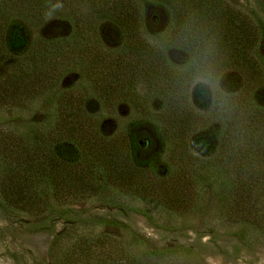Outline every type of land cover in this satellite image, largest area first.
<instances>
[{
    "label": "trees",
    "instance_id": "trees-1",
    "mask_svg": "<svg viewBox=\"0 0 264 264\" xmlns=\"http://www.w3.org/2000/svg\"><path fill=\"white\" fill-rule=\"evenodd\" d=\"M147 4L164 12L150 23L154 30L163 25L162 52L182 53V66L163 63L161 45L144 38ZM59 22L69 26L65 37L48 32ZM105 24L117 34L115 51L122 57L103 67L86 65L83 53H98ZM263 43L264 19L227 0H0V208L66 223L70 205L94 200L174 231L191 228L187 217L199 214V199L208 194L228 224V237L249 248L260 244ZM79 64L89 79L62 89L65 73ZM229 71L238 85L224 108H208L205 91L197 99L189 95L196 81L215 83ZM137 81H165L176 98L161 107L153 127ZM122 103L127 120L105 134L102 123ZM215 121L214 134H202ZM156 159L168 164L159 170ZM82 248L78 258L87 256L91 264H169L168 257L184 250L134 253L107 235Z\"/></svg>",
    "mask_w": 264,
    "mask_h": 264
},
{
    "label": "rangeland",
    "instance_id": "rangeland-1",
    "mask_svg": "<svg viewBox=\"0 0 264 264\" xmlns=\"http://www.w3.org/2000/svg\"><path fill=\"white\" fill-rule=\"evenodd\" d=\"M227 1L236 9L249 14L254 11L259 18L264 19V10L259 0ZM144 13L146 19V26L142 29L144 38L150 45H161L160 33L163 25L158 23L154 30L150 21L152 16L164 12L147 4ZM68 31L69 26L66 22L52 23L48 29V32L58 33L63 37L68 34ZM120 43L111 25H102L98 53L95 54V51L88 49L83 53V62L90 65L95 61L100 67L106 64V60L111 63L119 62L118 54L121 56V53L115 49ZM161 47L158 52L163 63H169L172 67H180L184 64L185 56L182 53L173 50L162 52L165 46L161 45ZM261 54L264 56V43ZM78 61L81 63V60ZM84 67L79 64L66 72L61 88L67 89L79 81H87L89 73ZM235 76V72L229 71L215 83L196 81L189 95L191 94L190 96L194 99L199 91H205L207 107L215 106L222 109L229 102L226 96L230 97L231 101L233 99L231 94L237 91L238 84L232 83ZM136 88L140 95L149 99L150 109L146 112L150 117L147 125L153 127L157 123L161 107L166 103H173L176 98L171 95L170 90L168 91L165 81H152L149 86L137 81ZM128 112L126 104H120L117 115L102 123L104 133L111 135L118 124L123 125L127 120ZM217 125V121L211 123L208 130L206 129L202 134L213 135L214 129L211 130V128L216 129ZM170 150L172 151L171 147L166 149L167 155H170ZM155 163L159 170L164 169L163 167L168 164L163 159H156ZM199 206V214L193 213L187 217L191 228L174 231L157 229L138 214L121 211L118 208H108L94 200L70 205L73 213L66 223L57 218L5 212L0 208V264H91L87 256H82L80 260L78 254L85 248H82L85 244L93 243L97 237L104 235L116 239L134 253H140L148 247H183L184 250H177L175 256L167 258L166 261L169 264H264V240L261 239L260 244L253 248L243 246L226 235V229L223 226L228 227V224L224 223L220 217L218 204L212 196L205 194L199 199ZM97 218L107 219L113 224L96 225L97 222L92 224L89 221V219ZM208 225L216 228V233H210Z\"/></svg>",
    "mask_w": 264,
    "mask_h": 264
},
{
    "label": "clouds",
    "instance_id": "clouds-1",
    "mask_svg": "<svg viewBox=\"0 0 264 264\" xmlns=\"http://www.w3.org/2000/svg\"><path fill=\"white\" fill-rule=\"evenodd\" d=\"M56 7H60V5H56Z\"/></svg>",
    "mask_w": 264,
    "mask_h": 264
}]
</instances>
